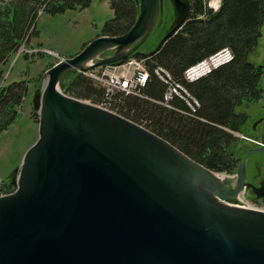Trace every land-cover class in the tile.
<instances>
[{
    "label": "water",
    "instance_id": "1",
    "mask_svg": "<svg viewBox=\"0 0 264 264\" xmlns=\"http://www.w3.org/2000/svg\"><path fill=\"white\" fill-rule=\"evenodd\" d=\"M136 2L127 32L60 59L34 92L38 136L10 175L14 190L0 194V264H264V210L238 199L247 157L264 147L248 149L228 177L60 88L69 71L119 65L137 51L163 0ZM170 3L157 47L189 15L190 0Z\"/></svg>",
    "mask_w": 264,
    "mask_h": 264
},
{
    "label": "trees",
    "instance_id": "2",
    "mask_svg": "<svg viewBox=\"0 0 264 264\" xmlns=\"http://www.w3.org/2000/svg\"><path fill=\"white\" fill-rule=\"evenodd\" d=\"M91 0H0V84L6 66L20 45L38 35L36 22L43 12L56 14L66 9H83ZM112 17L101 35L119 36L129 30L138 14L136 0H109ZM264 23V0H220L217 10L205 0H190L187 19L176 32L150 52L131 56L145 58L148 77L138 94L118 92L107 106L104 88L75 70L60 80L61 90L70 96L99 104L138 123L177 147L193 160L217 172L234 173L237 158L230 147L232 131L248 118L236 107L259 94V69L248 61L255 50ZM228 47L233 58L207 75L188 82L184 70L197 61ZM163 69L179 84L169 107L157 103L165 92ZM27 81L0 85V131L15 119L27 94ZM11 186L8 191H13Z\"/></svg>",
    "mask_w": 264,
    "mask_h": 264
},
{
    "label": "rangeland",
    "instance_id": "3",
    "mask_svg": "<svg viewBox=\"0 0 264 264\" xmlns=\"http://www.w3.org/2000/svg\"><path fill=\"white\" fill-rule=\"evenodd\" d=\"M212 1L214 0H205V3L206 7L214 11ZM112 15L109 0H91L90 4L83 9H66L56 14L43 12L36 22L38 35L31 36L23 42L18 48H21V51L17 50L9 60L0 85L6 86L24 79L28 87L15 119L7 128L0 131V194H5L3 192L13 186L11 173L20 165L24 153L37 139L38 116L32 106V97L37 89L42 88L46 70L61 58L75 55L86 43L101 35L104 22ZM173 17L170 0H163L162 17L137 51L143 53L154 50L168 31ZM247 58L251 63L262 66L260 77L262 99L236 107L237 111H243L248 115L246 124L250 126L260 115H264V23L261 26V35L255 50L250 52ZM129 59L130 57L126 58L124 62ZM241 133L245 134L244 131ZM233 148L234 144L230 149L233 150ZM256 165L257 168H255ZM236 170L232 175L236 173ZM250 172L264 174V152L253 153L247 157L246 176H249ZM240 198L248 203V206L264 210V202L259 199L254 200L244 193Z\"/></svg>",
    "mask_w": 264,
    "mask_h": 264
},
{
    "label": "built area",
    "instance_id": "4",
    "mask_svg": "<svg viewBox=\"0 0 264 264\" xmlns=\"http://www.w3.org/2000/svg\"><path fill=\"white\" fill-rule=\"evenodd\" d=\"M218 5L217 3L215 8H217ZM232 58L233 54L231 50L228 47H223L215 53L188 66L183 72V77L188 82L195 81L207 75L218 66L229 62ZM161 70L165 74L166 80L161 75ZM79 72L104 88V101L102 102L104 106H107L118 92L130 95L138 94L139 88L145 84L148 77L145 58L137 59L136 57H130L129 60L120 65H104L86 72ZM155 73L165 80L166 83V89L162 98L155 101L169 107V103L173 97L175 95H180L178 88L182 87L174 82L165 70L157 69ZM240 201L248 205V203L243 200Z\"/></svg>",
    "mask_w": 264,
    "mask_h": 264
},
{
    "label": "flooded vegetation",
    "instance_id": "5",
    "mask_svg": "<svg viewBox=\"0 0 264 264\" xmlns=\"http://www.w3.org/2000/svg\"><path fill=\"white\" fill-rule=\"evenodd\" d=\"M255 66L259 69L260 77L262 74V66L255 64ZM259 94L252 101L247 102L246 104L256 102L262 99L263 90L260 85V79L258 83ZM248 116V115H247ZM248 119V118H247ZM247 122V120H246ZM244 131V133H241ZM234 132V131H232ZM242 134L247 138H241L236 134ZM234 136V148L233 154L237 158V168L241 162L242 156L248 149L256 148V147H264V115H260L258 119L254 121V123L250 126H247L245 123L241 125L236 130V133H233ZM239 138V139H238ZM258 166L256 165L255 168ZM245 182L247 186L244 188V194H247L250 198L254 200H261L264 202V174H259L258 172L249 173V176L245 175Z\"/></svg>",
    "mask_w": 264,
    "mask_h": 264
},
{
    "label": "bare ground",
    "instance_id": "6",
    "mask_svg": "<svg viewBox=\"0 0 264 264\" xmlns=\"http://www.w3.org/2000/svg\"><path fill=\"white\" fill-rule=\"evenodd\" d=\"M213 2V4H215V5H217V0H214V1H212ZM215 7V6H214ZM99 105V104H98ZM99 106H101V105H99ZM101 107H104V106H101ZM104 108H106V107H104ZM108 109V108H107ZM111 110V109H110ZM245 137V136H244ZM247 138V137H246ZM215 172H217V171H215ZM220 173H222V172H220ZM222 175V174H221ZM241 199V198H240Z\"/></svg>",
    "mask_w": 264,
    "mask_h": 264
}]
</instances>
